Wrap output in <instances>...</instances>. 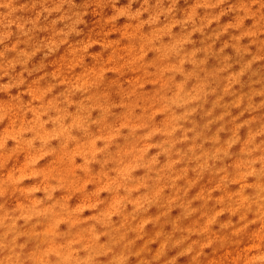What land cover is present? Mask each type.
<instances>
[{"label":"rangeland","instance_id":"374dc122","mask_svg":"<svg viewBox=\"0 0 264 264\" xmlns=\"http://www.w3.org/2000/svg\"><path fill=\"white\" fill-rule=\"evenodd\" d=\"M203 2L178 0L176 19L194 12L204 16L207 10L199 7ZM141 3L142 0H75L74 11L86 10L87 14L78 25L79 34H72L64 41L59 40L57 32L65 29L67 22H54L59 21L62 12L51 15L43 12V7H53V3L14 0L17 11L11 20L32 28L28 22L36 20L37 15L40 17L37 29L29 34L31 39L23 36L13 24L10 29L13 35L6 45H0L3 52L0 85H14L0 87V238L16 235L20 254L26 256L25 264H74L75 258L84 256L91 247H99L104 252V257H97L94 264H264L261 259L264 257V210L259 203H252L250 196L253 185L264 186V181L238 172L241 154L264 143V135L259 132L264 128V32L240 35V31L229 27L228 23H234L236 17L230 7L240 0H227L212 10V14H217L221 9H228L203 34L194 33L193 43L186 45L188 51L212 46L214 55L208 56L204 65L208 73H217L224 66V57H230V67L210 78L211 94L193 105L197 112L190 118L191 122L185 124L187 128L195 124L198 130L209 125L204 132L208 138L204 143L206 150L220 147L232 134H238L239 142L230 149V155L214 165L215 169L227 168V172L221 169L198 176L191 170L195 168L194 163L178 164L177 172L186 166L189 171L177 176L172 188H165L163 195L167 199L163 203L158 199L156 204L149 205L148 212L128 204L121 214L109 176L87 158L83 145L71 139L61 143L60 138L49 131V121L38 111L42 100L51 99L70 85L74 92H79L97 80L103 84L101 91L107 89L104 95L110 93L114 103L125 99L124 88H138L141 97L158 89L159 85L147 73L141 76V69L136 67L142 63V58L135 57V41L143 31L147 33L151 29L119 15L124 7L136 10ZM164 7H169L167 0ZM258 9L257 4L252 11ZM68 11L65 5L63 12ZM7 12V8H0V15ZM142 19H147V14ZM164 21L161 17V23ZM254 23L249 17L244 28H251ZM187 31H191V25ZM173 32L179 34L181 29L177 26ZM214 32L215 37L208 39ZM238 35L241 46L246 47L245 51L248 49L247 54L238 55L239 50L236 52L229 46L232 36ZM87 41H90L88 46L81 47ZM46 44L57 50L49 54ZM20 55L24 56L23 65L15 62ZM204 57L203 52L197 55V59ZM154 58L155 53H149L145 62ZM245 65L249 66L239 81L225 92L227 77L241 73ZM27 67L29 71L22 73ZM191 68L185 65L186 70ZM21 75L24 83L15 84ZM176 80L179 82L182 77L177 76ZM195 83V80L189 81L188 87ZM48 84H56L52 94L43 90ZM74 99L79 100L81 96L77 94ZM95 111L93 109V118L99 115ZM123 111L113 109L116 115ZM136 114H140L139 108ZM159 115L158 111L153 114V118L157 116V123L163 119ZM220 117L223 119H218ZM25 123L37 127L24 130ZM121 130L127 135L126 129ZM217 134L219 143L213 144L211 137ZM180 135L178 132L177 136ZM191 136L189 133L190 139ZM161 139L157 136L152 142ZM117 143L124 141L119 139ZM189 146L190 143L177 145L183 150ZM157 151L151 149L149 156ZM262 151L257 147L255 155ZM159 161L163 165L167 158L160 156ZM143 174V170L134 173ZM133 191L137 193L135 196L143 190L137 187ZM100 211L114 213L110 217L111 224H101ZM109 228L124 240L132 241L128 250L133 255H115L123 246L119 240L109 246L112 239Z\"/></svg>","mask_w":264,"mask_h":264},{"label":"clouds","instance_id":"9594fccd","mask_svg":"<svg viewBox=\"0 0 264 264\" xmlns=\"http://www.w3.org/2000/svg\"><path fill=\"white\" fill-rule=\"evenodd\" d=\"M49 2L54 6L43 7V12L49 15L62 12L59 21L54 20V22L55 24L67 22L65 29L57 32L58 37H61L59 40L67 41L72 34H79L78 25L84 22L83 17L87 14L86 10L74 11L75 0H43V3ZM164 3L165 0H155L154 4L153 0H142L138 9L133 10L130 6H126L119 13L121 18L130 19L134 23L143 25L144 28L148 26L151 29L147 33L143 31L141 37L135 41V57L138 60L142 58V63L136 65L141 69V76L147 73L159 85L155 92H145L147 95L141 97L138 88H124L125 99L120 103H114L111 101L110 93L107 96L104 95L107 89L101 91L103 84L97 80L93 81L90 87L81 88L79 92H74V88L70 85L58 95H52L51 99L42 100L38 109L49 121L51 125L49 131L54 132L60 138L61 143L65 139H71L83 145L87 158L99 165L103 174L109 176L112 192L116 194V204L119 205L121 214L124 213L125 206L128 204L134 205L138 210L148 212L149 205L156 204L158 199L163 203L167 199L163 195L165 188H172L176 177L183 176L185 172L189 171L186 166L177 172L176 165L178 164L194 163L195 168L191 170L198 176L205 172L215 173L221 169L227 172V168L215 169V162L228 157L230 149L239 142L238 134H232V137L225 143L227 150L225 144L213 150H206L204 143L208 142V138L205 137L204 132L209 125L205 124L202 130H198L195 124L190 128L185 127V124L190 123V118L197 112V107H193V105L204 101L211 94L209 91L210 78H215L218 72L226 71L230 67L228 64L230 57H224V66L217 73H208L205 71L204 65L207 63L208 56L214 55L211 50L212 46L208 45L205 48H194L192 51H188L186 45L193 43L194 33L203 34L204 30L210 27L214 21L221 19L222 14L228 9H221L217 14H212V10L227 3V0H204L199 5L207 10L204 16H199L195 12L192 15L185 13L183 19H176L175 6L178 0H167L169 4L167 8L164 7ZM257 4L259 9L253 12V6ZM65 5L68 6V12H63ZM0 8L8 9L7 15H0V45H6V41L13 35L10 30L13 24L23 36L31 39L29 34L37 29L40 15H37L36 20L28 22L32 24V28H26L25 23L10 19L12 14L17 11L14 7V0H0ZM230 8L231 12L236 13L235 22L228 23L230 28L240 31V35L252 32L259 35L264 32V0H248V2L240 0V3ZM145 14H147V19H142ZM161 17L165 18L163 23H161ZM249 17H252L255 23L251 28L245 29L244 24ZM189 25H191V31H187ZM177 26L181 32L174 34L173 29ZM216 34L214 32L208 39L212 40ZM240 35L232 36V43L229 46L236 52L238 49V55H244L248 53V49L245 51L246 47L241 46V40L237 39ZM165 37L168 38L167 42H165ZM89 43L90 41L84 42L81 47H87ZM45 47L49 54L57 50L51 44H46ZM200 52L205 53L204 59H197ZM149 53H155V58L146 63L145 60ZM0 56H3V52H0ZM15 62L17 65H23L25 63L24 56L20 55ZM186 64L192 66L190 71L185 69ZM248 66L245 65L241 73L227 77L228 87L224 89L225 92H228L233 83L239 81L240 75ZM149 69H154V71H149ZM28 71L27 67L23 69L22 73ZM201 73H204L203 77ZM177 76H181L182 80L177 82ZM192 80H195L196 83L189 88V81ZM24 81L25 78L21 75L15 80V84H23ZM98 84L99 87L96 86ZM5 86L14 85H0V87ZM55 88L56 84H48L43 87V90L52 94ZM212 91L214 92V89ZM77 94L81 96V99H74ZM238 103L239 101H237ZM69 105L72 107L70 108ZM25 107H27V102H25ZM73 108L75 110L70 111ZM116 108H122L124 111L116 115L113 112V109ZM138 108L140 109L139 115L136 114ZM93 109L99 113L96 118H93ZM157 111L161 113L159 116H163L159 123L155 120L157 116L153 118V114ZM218 119H223V117ZM213 122L215 121L209 123ZM23 127L24 130H27L29 127L35 129L37 126L25 123ZM122 127L127 130V135H123ZM220 131H223V128ZM178 132L181 134L180 136H177ZM259 132L260 135H264V128ZM189 133H192L191 139ZM114 136L122 139L124 143H117L119 139L113 140ZM157 136L162 139L152 142L153 138ZM198 140L202 143L198 144ZM211 142L219 143L218 134L211 137ZM185 143H190L187 150L177 147V145ZM98 144L102 146L98 147ZM89 147L91 148L90 152H88ZM257 147L264 150V143L256 144L246 153L241 154L238 172L264 181V151L258 156L255 155ZM113 148H115L114 151ZM151 149H158V151L155 155L149 156ZM160 156L167 158L163 165L160 164ZM257 165H259L258 168ZM139 170H143L144 174L142 176L134 175ZM137 187L143 191L134 196L137 193H134L133 190ZM250 196H252L251 202L259 203L261 209L264 210V186ZM99 215L101 224H111L110 217L114 213L100 211ZM108 231L112 236L109 246L118 240L122 242L123 247L118 254H115L116 256L129 257L133 255L128 250L132 241H126L123 236H117L111 231V228ZM172 243L174 244L176 241ZM97 257H104V252L99 247H91L84 256L75 258L74 264H90V261L94 264ZM25 259L26 256L20 254V245L16 242L15 234L9 238H0V264H25ZM113 259L114 257L111 260Z\"/></svg>","mask_w":264,"mask_h":264},{"label":"bare ground","instance_id":"6f19581e","mask_svg":"<svg viewBox=\"0 0 264 264\" xmlns=\"http://www.w3.org/2000/svg\"><path fill=\"white\" fill-rule=\"evenodd\" d=\"M262 187V184H255L253 185V187L251 188L252 191V195H254L256 192H258Z\"/></svg>","mask_w":264,"mask_h":264}]
</instances>
